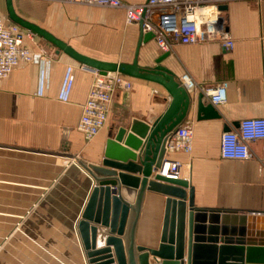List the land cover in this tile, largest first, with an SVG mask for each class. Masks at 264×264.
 <instances>
[{"label":"crops","instance_id":"crops-1","mask_svg":"<svg viewBox=\"0 0 264 264\" xmlns=\"http://www.w3.org/2000/svg\"><path fill=\"white\" fill-rule=\"evenodd\" d=\"M13 3L20 17L84 56L125 64L136 57L141 27L127 24L121 9L62 0ZM224 6L231 50L220 42L177 44L163 62L179 81L186 74L194 82L192 105L181 125L193 130V150L166 154L165 159L188 166L183 175L194 188L198 208L255 217L253 213H264V141L251 143L250 158L244 161L222 159L220 145L222 135L241 121L264 119V0H232ZM0 7L6 23L14 24L5 0ZM23 30L30 34L25 45L33 53L32 62L20 63L0 85V264H85L74 224L87 199V177L73 166H78L76 160L4 147L68 153L100 166L108 139L135 120L151 124L171 98L159 84L131 78L132 89L116 92L105 128L88 142L77 127L95 73ZM164 54L153 39L142 45L139 64L153 67ZM222 84H227L228 99L215 106L220 119L198 120V95ZM165 201L146 193L137 244L158 248ZM253 226L249 224V231ZM103 245L99 237L98 248Z\"/></svg>","mask_w":264,"mask_h":264},{"label":"water","instance_id":"water-1","mask_svg":"<svg viewBox=\"0 0 264 264\" xmlns=\"http://www.w3.org/2000/svg\"><path fill=\"white\" fill-rule=\"evenodd\" d=\"M8 19L53 44L75 61L102 75L124 76L162 86L171 101L166 111L151 124L135 120L108 139L101 165L85 163L75 155L12 147V150L76 160L87 177L88 195L74 227L85 264H264V213L207 211L195 203V191L186 179L159 175L170 136L186 120L192 96L176 74L163 65L166 53L153 67H143L138 56L153 33L141 35L132 64L108 63L84 56L39 26L20 17L13 0H5ZM225 11L226 6L220 7ZM198 120H217L220 114L197 97ZM1 147V146H0ZM166 198L160 244L157 249L137 244V227L146 193ZM255 226L249 231V224ZM232 225L228 227V225ZM101 237L104 245L98 248ZM221 243L222 245H218Z\"/></svg>","mask_w":264,"mask_h":264},{"label":"built area","instance_id":"built-area-1","mask_svg":"<svg viewBox=\"0 0 264 264\" xmlns=\"http://www.w3.org/2000/svg\"><path fill=\"white\" fill-rule=\"evenodd\" d=\"M62 1L123 10L126 23H142L144 32L154 34L156 44L163 53H169L177 44L220 42L227 50L234 46L220 9L232 0H147L140 4L123 0ZM29 35L17 24L8 25L0 7V85L20 63L32 62L33 53L25 45V38ZM94 73V81L77 127L88 142L105 128L116 92L130 91L133 87L132 79L120 73ZM180 81L188 91L194 88V82L188 75H183ZM203 92L213 106L227 102V84L204 88ZM256 141H264V119L243 120L237 129L222 135L221 157L232 161L247 160L250 158V144ZM192 150L193 130L179 126L167 141L166 154H190ZM187 168L186 164L165 159L158 173L168 179H186L183 172Z\"/></svg>","mask_w":264,"mask_h":264},{"label":"bare ground","instance_id":"bare-ground-1","mask_svg":"<svg viewBox=\"0 0 264 264\" xmlns=\"http://www.w3.org/2000/svg\"><path fill=\"white\" fill-rule=\"evenodd\" d=\"M184 173V172H183ZM184 177H186V179H187V176L186 175H184Z\"/></svg>","mask_w":264,"mask_h":264}]
</instances>
